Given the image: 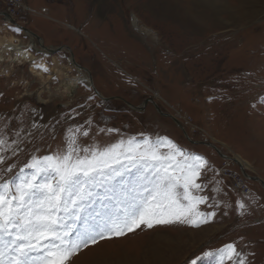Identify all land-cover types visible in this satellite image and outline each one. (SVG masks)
<instances>
[{"label": "rangeland", "instance_id": "rangeland-1", "mask_svg": "<svg viewBox=\"0 0 264 264\" xmlns=\"http://www.w3.org/2000/svg\"><path fill=\"white\" fill-rule=\"evenodd\" d=\"M22 4L29 13H17ZM6 21L51 70L44 80L29 62L0 64V180L63 152L70 133L78 147L167 137L206 161L193 194L207 197L198 205L215 213L207 222L104 232L67 264H218L199 257L228 244L237 255L226 264H264V184L255 178L264 181V0H0ZM24 28L55 51L37 49ZM65 37L85 45L75 58L85 73L57 50Z\"/></svg>", "mask_w": 264, "mask_h": 264}, {"label": "snow or ice", "instance_id": "snow-or-ice-1", "mask_svg": "<svg viewBox=\"0 0 264 264\" xmlns=\"http://www.w3.org/2000/svg\"><path fill=\"white\" fill-rule=\"evenodd\" d=\"M205 163L167 137L78 147L70 133L63 152L34 156L16 175L0 180V264H67L104 232L120 236L141 225L207 222L215 213L200 212L207 197L193 194L201 189L197 180ZM234 255L235 245L228 244L199 259L226 264Z\"/></svg>", "mask_w": 264, "mask_h": 264}, {"label": "bare ground", "instance_id": "bare-ground-1", "mask_svg": "<svg viewBox=\"0 0 264 264\" xmlns=\"http://www.w3.org/2000/svg\"><path fill=\"white\" fill-rule=\"evenodd\" d=\"M168 7V6H167ZM29 13V11H27ZM41 12V11H40ZM22 14V13H21ZM41 14V13H40ZM47 15V12L45 13ZM159 16V15H158ZM9 17H12L11 15H9ZM8 17V20L10 21ZM4 23V22H3ZM9 23L8 21H6L4 25H2L0 23V64H2L3 61H10L11 63L12 62H17L19 64H25L27 62H29V64H31V69L33 70V72H35V74L37 76H39L40 78L42 79H46L48 78L49 76L46 74L47 70L49 72V69L51 70L50 66L48 67V65L42 61V62H35L36 60V56L34 55V53L29 49V47H27V45H25V42H23L22 39L18 38L17 36H15L13 33H9L8 29H7V26ZM10 28V27H9ZM12 31V30H11ZM4 32V33H3ZM30 34V33H29ZM34 35L30 34V37H31V42L32 44L36 46H39L41 45L40 42H42L41 40H39V38H37L36 36H34L36 39L34 41V38L32 37ZM21 37V36H20ZM27 42V41H26ZM30 42V41H29ZM31 44V43H30ZM43 47V45H41ZM32 48V46H30ZM38 49V47H36ZM45 50L47 51H55V48L52 49V50H49V48H46L44 47ZM59 50V49H57ZM13 64V63H12ZM10 64L11 67H13V65ZM3 65V64H2ZM37 65V66H36ZM36 66V68H35ZM46 69V70H45ZM4 72V71H3ZM46 74V75H45ZM75 75H69L68 76V80L70 81V83H73L72 80L74 78ZM92 78V77H91ZM95 92L99 95H101L102 97V94L97 90L95 89ZM106 98V97H105ZM153 102L155 103L156 101L153 100ZM140 108V107H139ZM237 157V161L242 164V165H248L249 167L251 166L250 162H248L247 160L241 158L240 156H236ZM225 158H228L227 156ZM165 233L162 232H158V233H154V235H157L159 239H164L165 241L167 242H170L168 238L169 237V234L167 235H164ZM155 241V240H154ZM159 241V240H158ZM156 244L154 245L155 247L158 246V242L155 241ZM160 245V244H159ZM148 249V251H150V247L146 248ZM154 252V251H153ZM165 252V251H164ZM155 254V253H154ZM159 254V253H158ZM117 264V263H116Z\"/></svg>", "mask_w": 264, "mask_h": 264}, {"label": "flooded vegetation", "instance_id": "flooded-vegetation-1", "mask_svg": "<svg viewBox=\"0 0 264 264\" xmlns=\"http://www.w3.org/2000/svg\"><path fill=\"white\" fill-rule=\"evenodd\" d=\"M49 1H53V0H49ZM2 13H7L6 12V10H4L3 8H2V11H1ZM7 14H9L10 15V13H7ZM8 15V16H9ZM8 16H7V18H8ZM62 41H64V43L62 44V46L63 47H57V48H59V50L60 49H63L64 50V52L63 53H65V52H68V54H69V56H68V59L70 60V62H73L74 64H76V66L77 67H79L80 69V71L82 72V73H85L84 71H86L87 69H85V67H83V66H81L80 64L81 63H77L76 61H75V58H77V60H78V62H80L79 60H81L82 59V56H80V55H82V54H80V53H82V52H86V51H84V46L85 45H83V46H81L80 45V42H79V40L78 39H74V40H69V39H67L66 37L65 38H63V40H61V42ZM87 45H89V43L87 42ZM62 52V51H61ZM88 73V75L89 76H87V75H85V74H83V77H85V78H87L88 79V77H89V84L92 86V84H91V74H90V72H87ZM93 83V82H92ZM96 83V82H95ZM92 88L94 89V87L92 86ZM149 100H151V99H148V100H146V101H149Z\"/></svg>", "mask_w": 264, "mask_h": 264}, {"label": "water", "instance_id": "water-1", "mask_svg": "<svg viewBox=\"0 0 264 264\" xmlns=\"http://www.w3.org/2000/svg\"><path fill=\"white\" fill-rule=\"evenodd\" d=\"M9 17V16H8ZM9 19L10 20H12L15 24H17V22L15 21V20H13V18L12 17H9ZM25 30H26V32H28V33H30V34H32V35H34V36H36L37 38H39L41 41H43V38H41V36H39L38 34H36L35 32H33V31H31V30H29V29H27V28H24ZM43 47H46L44 44H43ZM46 48H48V47H46ZM53 48H49V50H52ZM57 49H59V48H57ZM92 83V82H91ZM93 84V83H92ZM158 110L160 111V112H162L159 108H158ZM165 114V113H164ZM245 175L246 176H248V177H250L247 173H245ZM257 180H260L263 184H264V181L262 180V179H260L259 177H255Z\"/></svg>", "mask_w": 264, "mask_h": 264}, {"label": "built area", "instance_id": "built-area-1", "mask_svg": "<svg viewBox=\"0 0 264 264\" xmlns=\"http://www.w3.org/2000/svg\"><path fill=\"white\" fill-rule=\"evenodd\" d=\"M21 8L17 10V13L20 14L21 11H29L30 8L26 4L20 5ZM13 13H16L13 11ZM12 13V14H13ZM243 191H247V193H250V190H247L246 187H242Z\"/></svg>", "mask_w": 264, "mask_h": 264}, {"label": "crops", "instance_id": "crops-1", "mask_svg": "<svg viewBox=\"0 0 264 264\" xmlns=\"http://www.w3.org/2000/svg\"><path fill=\"white\" fill-rule=\"evenodd\" d=\"M47 1H49V0H47ZM50 2V1H49ZM48 14V13H47ZM72 27V26H71ZM56 39V38H55Z\"/></svg>", "mask_w": 264, "mask_h": 264}]
</instances>
